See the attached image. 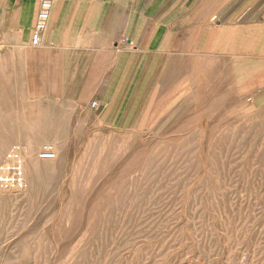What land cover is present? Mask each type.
Returning <instances> with one entry per match:
<instances>
[{
  "label": "rangeland",
  "instance_id": "374dc122",
  "mask_svg": "<svg viewBox=\"0 0 264 264\" xmlns=\"http://www.w3.org/2000/svg\"><path fill=\"white\" fill-rule=\"evenodd\" d=\"M213 32L164 31L165 56H145L152 31L109 41L101 96L87 86L97 55L64 96L6 73L0 264H264V36L217 49ZM121 44L139 56L119 95Z\"/></svg>",
  "mask_w": 264,
  "mask_h": 264
},
{
  "label": "crops",
  "instance_id": "0c3cea01",
  "mask_svg": "<svg viewBox=\"0 0 264 264\" xmlns=\"http://www.w3.org/2000/svg\"><path fill=\"white\" fill-rule=\"evenodd\" d=\"M40 1L0 0V89L10 86L6 73L17 71L25 93L37 98L64 96L70 80L83 78L75 73L85 56L95 59L97 55V63L90 60L87 86L89 94L101 96L108 42L128 35L132 43L139 32H153L143 49L145 56L169 53L172 45L159 44L164 31H201V40L206 32L214 31L217 49L232 47L236 40L244 49V41L264 36V0H50V19L42 45L36 48L30 44V35ZM133 47L121 44L110 55L113 58L119 52L122 62L126 54L119 95L132 79L139 56ZM244 50L241 54L250 53ZM98 105L100 109L101 102Z\"/></svg>",
  "mask_w": 264,
  "mask_h": 264
},
{
  "label": "built area",
  "instance_id": "2783aa9c",
  "mask_svg": "<svg viewBox=\"0 0 264 264\" xmlns=\"http://www.w3.org/2000/svg\"><path fill=\"white\" fill-rule=\"evenodd\" d=\"M52 3L50 0H42L36 14V20L30 35V44L32 47H40L42 45V36L47 29L50 19Z\"/></svg>",
  "mask_w": 264,
  "mask_h": 264
},
{
  "label": "bare ground",
  "instance_id": "6f19581e",
  "mask_svg": "<svg viewBox=\"0 0 264 264\" xmlns=\"http://www.w3.org/2000/svg\"><path fill=\"white\" fill-rule=\"evenodd\" d=\"M124 48V47H123ZM159 58V57H158ZM157 63V62H156ZM94 104V103H93ZM92 105V104H91ZM91 105H90V107H91ZM94 106H95V104H94ZM92 108V107H91ZM95 108V111H97L98 110V108L97 107H93V109ZM109 108V106L107 107V109ZM141 116V115H140ZM136 117V116H135ZM39 149V148H38ZM41 150H43V151H53L54 149L53 148H50V147H45V148H41ZM39 158H41V159H43L44 157H39ZM35 158H31V162H33L34 163V165L35 166H37V167H39L41 170H43V171H46V166H49V165H54V163H53V161L51 162V161H49V160H40V162H38V161H36V160H34ZM72 164H73V162H72ZM71 164V165H72ZM70 174H71V172H70V170L68 171H65V173H64V179H63V184H64V181L65 180H68V178H69V176H70ZM3 182H5L4 180H3ZM58 185V184H57ZM39 190V191H38ZM63 190V189H62ZM35 191L37 192V196L35 197V199L34 200H38V199H41V198H43L44 197V193H45V189H40L39 187H37L36 189H35ZM48 191V190H47ZM48 194V193H47ZM60 194H61V192H60ZM49 195V194H48ZM61 196H63V194L61 195ZM45 198V197H44ZM91 198V197H90ZM60 200V199H59ZM54 201V200H53ZM61 201V200H60ZM60 204V206H61V203H59ZM88 206V205H87ZM58 207H59V205H58ZM73 208H75V209H73ZM41 210V209H40ZM68 211H69V213H70V215H74V214H76V213H78L79 212V210H78V207L76 206V207H71V206H69L68 207V209H67ZM80 214V213H79ZM40 215V214H39ZM35 221V220H34ZM52 223V222H51ZM85 227V226H84ZM51 228V227H50ZM28 229V228H27ZM190 236V235H189ZM9 244V243H8ZM57 247V246H56ZM8 248V247H7Z\"/></svg>",
  "mask_w": 264,
  "mask_h": 264
}]
</instances>
